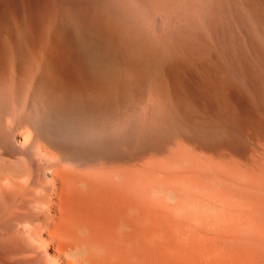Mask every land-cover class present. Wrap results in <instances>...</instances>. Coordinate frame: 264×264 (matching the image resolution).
I'll list each match as a JSON object with an SVG mask.
<instances>
[{
  "label": "bare ground",
  "instance_id": "1",
  "mask_svg": "<svg viewBox=\"0 0 264 264\" xmlns=\"http://www.w3.org/2000/svg\"><path fill=\"white\" fill-rule=\"evenodd\" d=\"M0 264H264V0H0Z\"/></svg>",
  "mask_w": 264,
  "mask_h": 264
}]
</instances>
